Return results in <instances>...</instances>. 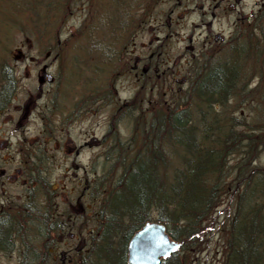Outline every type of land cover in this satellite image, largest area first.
Masks as SVG:
<instances>
[{
  "label": "trees",
  "instance_id": "trees-1",
  "mask_svg": "<svg viewBox=\"0 0 264 264\" xmlns=\"http://www.w3.org/2000/svg\"><path fill=\"white\" fill-rule=\"evenodd\" d=\"M110 3L117 14L111 11L97 25V29L102 27L95 42L100 60H111V51L110 58L104 55L107 47L110 42L119 44L120 34H126L128 25L135 19L143 25L148 18L138 15L142 0H128L124 9L118 7V0ZM119 9L123 14H118ZM114 26L115 34L102 38V32L107 27L114 31ZM122 54L118 49V66ZM1 65L0 111L8 105L15 85L10 66L7 62ZM226 74L225 65L218 62L211 67L204 57L191 70L186 87L179 91L174 86L165 91L159 88L156 96L167 92L177 95L171 103L147 95L151 103L144 106L134 96L129 109L117 110L115 121L126 119L131 123V133L123 140L115 122L102 152L101 174L96 173L93 183H87L79 195L98 204L94 226L86 230L87 252L76 264H127L126 244L136 230L152 220L162 223L169 236L182 243L180 250L162 264H186L189 251L195 247L196 253L203 250L205 232L215 224L223 237L221 258L215 264H264V165L259 161L264 151V117L261 102L253 100L257 90L262 91V84L258 89L230 95L229 86L233 87L235 79L232 76L228 80ZM92 90L78 100L82 106L97 97ZM138 91L147 93L146 89ZM54 95L58 97V90ZM237 98L239 110L233 111L229 106ZM246 101L251 107L249 118L239 113ZM64 103L60 98L57 109ZM31 160L25 200L17 201L16 209H4V199L5 205L16 200L0 198V252L16 250L23 264H41L39 258H47L46 246L42 245L74 228L78 220L71 216L67 222L65 213L56 209L46 170L40 169L44 156ZM224 204L226 214L217 221L214 213Z\"/></svg>",
  "mask_w": 264,
  "mask_h": 264
},
{
  "label": "rangeland",
  "instance_id": "rangeland-1",
  "mask_svg": "<svg viewBox=\"0 0 264 264\" xmlns=\"http://www.w3.org/2000/svg\"><path fill=\"white\" fill-rule=\"evenodd\" d=\"M118 1V7L123 9L127 7L128 0ZM95 2L100 4L101 0H0V69L1 64L7 62L15 74L13 94L8 105L0 111V198L16 200L5 205L4 199V205H1L5 206L4 209H16L14 205L17 201L25 200L23 193L30 187L28 176L32 170L29 166L32 162L31 158L37 161L40 155H43L44 160L40 164V169L46 170L48 186L53 188V202L57 204L56 209L60 214L65 213L67 222L71 216L78 220L74 228L55 235L48 244L42 245L39 241L42 246H46L45 250L50 246L59 252L68 246L76 249L80 240L77 237H70L69 233L72 231L77 234V227L81 230L82 239L88 243L89 233L86 230L94 226L98 203L89 197L86 199V195L79 198V195L81 196V191L87 183H93L96 173L101 174V162L104 158L102 152L109 143V135L115 125L117 124L123 140L131 133V123L126 119H118L114 125L110 123L113 113L110 106L103 104L98 107L94 102L88 103L89 106H82L78 102L88 91L97 87L96 83L91 82L93 77L98 73L101 77H105L110 68H113V71L115 68L118 74L115 82L119 95L118 108L121 111L124 110L122 108L124 98L135 96L136 102L140 101L144 106L151 103L146 100L147 95L150 94L148 90V94L138 91L140 88L136 89V82L129 87L125 75L129 70L123 67V61L119 67L117 63L119 59L113 61L112 58L98 59L99 48L95 42L102 27L95 28L94 21L95 19L101 21L103 16L109 15L108 9L112 10L113 14L117 12L113 11L115 7L110 0H104L103 11L98 6L94 18L90 10L95 12ZM157 2L158 10L162 3ZM250 2L251 0H246V3ZM120 10L118 14H123ZM163 19L165 17L152 16L143 25L135 19L134 23L127 26L126 34L123 36L122 33L120 34L121 41L119 44L116 42V48L121 49L124 54L127 51L133 57L146 56L155 51L158 47L156 45L160 43L157 40L158 36H161L164 42L158 49L159 58L157 54L155 56L159 59V68L166 69L169 73L172 70L176 71L177 78L186 75L188 78L191 67L189 69L187 67V58H191L192 51L200 50L197 42L204 34L199 36L201 31L192 33L189 30H180L191 28V23L197 19L196 13L187 14L180 19L173 18L171 28L175 30L179 28L178 32L168 30L167 27L160 29V32L154 31L152 26H158L154 20L162 22ZM116 20L117 16L113 17V21ZM176 21L183 27L176 24ZM108 28L102 32L104 39L115 34ZM191 35L193 42L189 41ZM102 41L103 39L99 42ZM260 62L258 73L254 64L246 66V69L251 67V70H246L248 89L249 86L255 88L257 80L260 84L259 75L262 76L261 80H264V59L260 58ZM130 63L133 64V58ZM44 67L54 77L52 83L39 82ZM85 79L88 80V84ZM261 84L262 91L254 92L256 96L253 100L261 102L258 106L264 117V81ZM172 86L176 91L186 87L181 81H175ZM57 90L58 97L54 95L57 94ZM156 95L158 93L151 95V99L168 103L177 97L169 92L162 96L163 98L160 97L161 95ZM182 96L183 94L179 96L180 99ZM143 97L144 101H141ZM60 98L65 101V105L62 109H57ZM232 104L229 106L231 110H239L238 98L232 101ZM247 105V101L243 103L239 113L249 118L252 113L251 107ZM92 138H97L100 143L95 144ZM260 154L259 161L264 165V151ZM225 207L226 204L222 205L214 213L216 218H219L217 221H222L224 218ZM216 227V224L210 226L205 232L206 244L203 242L201 247H204L200 253H196L195 249L198 247L189 251L186 264H215L220 260L223 237L221 232L216 231ZM198 241L202 242V239L199 238ZM15 251L0 252V264H23L19 252ZM54 263L62 264L59 261Z\"/></svg>",
  "mask_w": 264,
  "mask_h": 264
},
{
  "label": "flooded vegetation",
  "instance_id": "flooded-vegetation-1",
  "mask_svg": "<svg viewBox=\"0 0 264 264\" xmlns=\"http://www.w3.org/2000/svg\"><path fill=\"white\" fill-rule=\"evenodd\" d=\"M143 4L138 11V15L148 17L150 19L152 16L165 17V19L160 21L154 20L156 22V27L152 26L154 31L160 32L163 27H167L168 30L178 32V29H172L173 18H182L190 13H196V20L191 23V28L187 27L185 30L180 31H190L192 33L198 31L199 36H204L198 38V49L197 52L192 51L191 58H187V67L194 68L195 65L202 62L204 57L209 59L211 67H214L218 62L225 65V72L228 75V80L232 79L234 76L235 84L233 87L230 85L229 92L230 95H239L245 92L248 87L245 83L247 80L246 66L255 62L256 73H258V61L260 58L264 59V0H251L250 3H246V0H142ZM162 3L161 8H158V2ZM96 3L95 12L92 10L90 12L94 15L98 12V6L100 10L103 11L102 0L101 3ZM110 14V10H107ZM102 14V13H101ZM144 19V23L147 21ZM176 20V19H175ZM180 27V22L176 21ZM115 32V27H114ZM158 36V34H157ZM167 35H165L166 37ZM160 43L155 51L149 53L146 56H136L133 57L125 51L122 54L124 68L129 70L127 74V80L130 85L136 82V87L140 89H146L150 94L154 95L158 93L159 89L162 91L166 90V87L173 88L175 81L187 82V75L181 78L175 76L176 71H171L169 73L166 69L161 70L159 68V55H160V44L164 42V38L158 36L157 39ZM189 41L193 42L192 35L189 36ZM116 45L112 42L109 43L106 53L104 55L107 58H112L115 60L117 57ZM111 56L109 57V54ZM102 45L100 48V54H103ZM250 53V54H248ZM157 54V57L156 56ZM186 53H184L185 55ZM114 57V58H113ZM254 57V58H253ZM131 58H133V64L130 63ZM259 59V60H258ZM250 61V63H248ZM129 66V68H128ZM186 67V68H187ZM169 69V66L168 68ZM39 76V81L41 83L48 82L52 83L54 77L49 74H42ZM171 74V76H170ZM118 74L113 71V68L109 69V72L105 77H99L96 79V86L93 88L91 93L95 94L93 100L94 105L100 107L103 104L110 106L113 113L110 119L112 125L115 124L117 110L119 109V95L117 94L115 82L117 80ZM260 84L262 77L259 75ZM255 88L258 89V80ZM249 89H252L249 86ZM228 90V91H229ZM164 94H166L164 92ZM116 98V100H115ZM131 97L122 99V107L129 109L131 107L130 103ZM88 107V106H86ZM114 107V108H113ZM97 138H92V141L97 144L99 141ZM70 237L79 238V246L74 249L72 246H68L66 249L60 252L54 247L47 248L43 257H38L41 264H55V261H59L62 264H76L81 259V256L87 252V241L82 239L80 234L69 233ZM42 256V255H41Z\"/></svg>",
  "mask_w": 264,
  "mask_h": 264
},
{
  "label": "water",
  "instance_id": "water-1",
  "mask_svg": "<svg viewBox=\"0 0 264 264\" xmlns=\"http://www.w3.org/2000/svg\"><path fill=\"white\" fill-rule=\"evenodd\" d=\"M178 247L179 243L170 239L162 224L146 222L129 240L128 263L159 264L162 257H168Z\"/></svg>",
  "mask_w": 264,
  "mask_h": 264
},
{
  "label": "bare ground",
  "instance_id": "bare-ground-1",
  "mask_svg": "<svg viewBox=\"0 0 264 264\" xmlns=\"http://www.w3.org/2000/svg\"><path fill=\"white\" fill-rule=\"evenodd\" d=\"M184 84H185V83H184ZM138 88H139V87H136L137 90H138ZM131 237H132V236H131ZM131 237H130V238H131ZM129 240H130V239H129ZM128 243H129V241H128ZM128 243L126 244V254H127V251H128Z\"/></svg>",
  "mask_w": 264,
  "mask_h": 264
}]
</instances>
